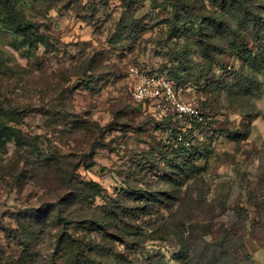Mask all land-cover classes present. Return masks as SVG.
<instances>
[{"label": "rangeland", "instance_id": "1", "mask_svg": "<svg viewBox=\"0 0 264 264\" xmlns=\"http://www.w3.org/2000/svg\"><path fill=\"white\" fill-rule=\"evenodd\" d=\"M8 1L44 40L0 22V264H264V0Z\"/></svg>", "mask_w": 264, "mask_h": 264}, {"label": "built area", "instance_id": "2", "mask_svg": "<svg viewBox=\"0 0 264 264\" xmlns=\"http://www.w3.org/2000/svg\"><path fill=\"white\" fill-rule=\"evenodd\" d=\"M131 97L142 105H147L155 115H174L180 122L200 124L204 116L199 107L185 101L174 81L157 74L139 73L132 70ZM182 136H179L181 139Z\"/></svg>", "mask_w": 264, "mask_h": 264}, {"label": "trees", "instance_id": "3", "mask_svg": "<svg viewBox=\"0 0 264 264\" xmlns=\"http://www.w3.org/2000/svg\"><path fill=\"white\" fill-rule=\"evenodd\" d=\"M0 22L2 25L21 37L22 41L28 46L37 45L44 40V35L38 33L36 25L31 20L26 19L8 0H4L2 4V13ZM136 25V22H133ZM123 30L128 28V25L123 24ZM170 79V78H169ZM171 80V79H170ZM20 118V112L16 109L6 111L0 107V142L9 141L11 138L16 137L18 130L15 127L7 126V121L17 122ZM174 136L178 134L176 130L173 132ZM92 187L97 188L95 184Z\"/></svg>", "mask_w": 264, "mask_h": 264}]
</instances>
